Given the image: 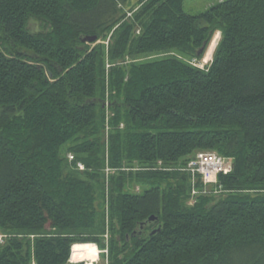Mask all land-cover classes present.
<instances>
[{"label":"trees","instance_id":"obj_1","mask_svg":"<svg viewBox=\"0 0 264 264\" xmlns=\"http://www.w3.org/2000/svg\"><path fill=\"white\" fill-rule=\"evenodd\" d=\"M183 1L0 0V264H264V0ZM198 151L232 170L189 204Z\"/></svg>","mask_w":264,"mask_h":264},{"label":"built area","instance_id":"obj_2","mask_svg":"<svg viewBox=\"0 0 264 264\" xmlns=\"http://www.w3.org/2000/svg\"><path fill=\"white\" fill-rule=\"evenodd\" d=\"M69 161L73 160V155L68 153ZM78 169L83 170L84 166L80 162L76 163ZM158 168H161V162H157ZM228 167V168H227ZM227 168V169H226ZM107 170V169H106ZM190 174L191 181V197L189 204L194 202L198 194L218 195L224 192L217 183V176L220 173L226 174L232 170L231 164L222 156L212 151H198L192 156L187 164L181 168ZM197 179L200 180L202 186L196 187Z\"/></svg>","mask_w":264,"mask_h":264},{"label":"rangeland","instance_id":"obj_3","mask_svg":"<svg viewBox=\"0 0 264 264\" xmlns=\"http://www.w3.org/2000/svg\"><path fill=\"white\" fill-rule=\"evenodd\" d=\"M222 0H184L183 1V5H182V9L185 13L191 14V15H197L201 12H203L204 10H206L209 6L216 4L217 2H220ZM137 2V0H128L127 3L123 4L121 7L122 9H125L126 11H129L130 6H132L133 4H135ZM131 13H128V16ZM34 26V25H32ZM37 29H39L37 27ZM38 31V30H37ZM138 32V29H136V33ZM219 39V34L216 33V35L214 36V38L212 39L211 43L209 44V47L207 49V51L205 52L203 58L200 61H196V60H190V62L197 67H204L206 64H208L211 61V57H212V53L213 50L215 49V46L217 44V41ZM104 43L105 46H107V44L109 43L108 38L106 39H98L96 40L94 44L96 43ZM91 44V43H90ZM92 45V44H91ZM226 161H228L229 163L231 162L230 158H225ZM228 168V167H227ZM226 168V169H227ZM108 227V226H107ZM108 228H106V231L103 234V238H104V242L107 243V239L109 236V230H107ZM5 236L0 233V243L2 242L3 238ZM76 246L79 247H87V246H91L95 249V251H92L90 254H85L83 256L77 257L75 258L74 256V248H73V254H72V258H70V261L68 260L67 264H75V262H78L76 264H86L85 262H92L93 264H107V260H106V248L102 250V252L104 253V256H99L100 250L98 249V247L94 244V243H82V242H77L74 243ZM73 244V245H74ZM72 245V246H73ZM95 255V256H92ZM31 264H34L33 262Z\"/></svg>","mask_w":264,"mask_h":264},{"label":"water","instance_id":"obj_4","mask_svg":"<svg viewBox=\"0 0 264 264\" xmlns=\"http://www.w3.org/2000/svg\"><path fill=\"white\" fill-rule=\"evenodd\" d=\"M30 25H34V27L36 29L38 27V23L35 20H33V19H30L28 21L27 28H29V30H30ZM30 32L33 33L32 30H30ZM80 40H81L82 43H92V42H95L97 40V36L96 35H81L80 36ZM202 51H203V47L197 53L200 54ZM49 76H51V73H49ZM156 220H157V217L156 216H154V215L148 216L146 220L141 221L139 223V227L138 228L140 230H134L131 234L133 235L135 232L136 233H140L143 230L144 226H146L147 224H150V223H152V222H154ZM158 229H159V227L156 228V229H154L151 232V234H153L155 232V230H158Z\"/></svg>","mask_w":264,"mask_h":264},{"label":"bare ground","instance_id":"obj_5","mask_svg":"<svg viewBox=\"0 0 264 264\" xmlns=\"http://www.w3.org/2000/svg\"><path fill=\"white\" fill-rule=\"evenodd\" d=\"M73 248H74V256L75 258L77 257H80V256H83L85 254H90L92 251H95V249L91 246H87V247H79V246H76L75 244L71 247V251H72V254H73ZM72 254H70L71 257H69V261H70V258H72ZM92 256H95V255H92ZM96 257V256H95ZM78 263V262H75V264ZM86 264H93L92 262H85Z\"/></svg>","mask_w":264,"mask_h":264},{"label":"flooded vegetation","instance_id":"obj_6","mask_svg":"<svg viewBox=\"0 0 264 264\" xmlns=\"http://www.w3.org/2000/svg\"><path fill=\"white\" fill-rule=\"evenodd\" d=\"M30 30H32L33 32L37 31L38 29H36L34 26L30 25Z\"/></svg>","mask_w":264,"mask_h":264}]
</instances>
